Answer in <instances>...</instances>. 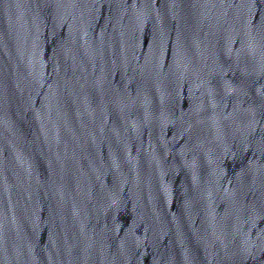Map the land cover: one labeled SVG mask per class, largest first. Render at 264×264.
I'll return each instance as SVG.
<instances>
[{"label":"water","instance_id":"1","mask_svg":"<svg viewBox=\"0 0 264 264\" xmlns=\"http://www.w3.org/2000/svg\"><path fill=\"white\" fill-rule=\"evenodd\" d=\"M0 264H264V0H0Z\"/></svg>","mask_w":264,"mask_h":264}]
</instances>
